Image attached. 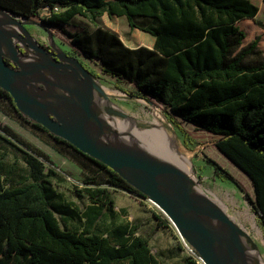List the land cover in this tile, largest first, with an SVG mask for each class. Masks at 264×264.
Returning <instances> with one entry per match:
<instances>
[{
    "label": "trees",
    "instance_id": "1",
    "mask_svg": "<svg viewBox=\"0 0 264 264\" xmlns=\"http://www.w3.org/2000/svg\"><path fill=\"white\" fill-rule=\"evenodd\" d=\"M45 7L50 15L41 18ZM0 8L38 23L103 74L132 84L134 90L127 93L161 107L178 128L187 123L216 138L215 147L251 179L254 194L213 160L218 176L246 194L264 223V58L259 38L243 46L246 32L237 24L258 15L259 6L252 0H0ZM105 13L127 17L132 28L155 38L154 46H128L119 34L97 23ZM77 16L96 27L75 24ZM0 95L12 102L25 123L48 131L21 113L1 87ZM0 129L9 133L1 123ZM51 135L105 169L108 177L90 176L73 189L90 207L83 229L63 227L58 215L76 219L81 213L63 200L57 189L60 175L53 167L46 169L29 146L7 139L21 151L24 165L0 159V264H162L149 238L137 234L136 225L119 222L107 231L98 228L103 217L117 215L114 197L102 184L148 197L101 161ZM178 264L203 263L190 254Z\"/></svg>",
    "mask_w": 264,
    "mask_h": 264
},
{
    "label": "rangeland",
    "instance_id": "2",
    "mask_svg": "<svg viewBox=\"0 0 264 264\" xmlns=\"http://www.w3.org/2000/svg\"><path fill=\"white\" fill-rule=\"evenodd\" d=\"M252 1L259 6L258 15L252 19H242L237 24L246 32L243 46L259 38V48L262 50V57L264 58V26H261L259 23L264 22V0ZM39 14L41 18L47 17L50 14V10L47 7L41 8ZM143 20V18L137 19L140 23ZM73 22L90 30L96 27L95 23L81 16L75 17ZM97 23L119 34L123 41L131 47L139 46L141 43H149L147 40L151 37L154 38L147 32L138 28H132L127 17L110 16L105 13L97 19ZM27 29L25 33L27 39L32 38V40H35L40 48L42 44L53 48V44L49 39L51 33L44 27L31 21ZM53 37L63 47L67 56L78 61L87 72L102 79L114 90L136 98L133 101L129 99L126 101L125 107L129 112H126V115L129 118L135 116L145 119L147 116H152L154 111H158L168 120L179 133L183 147L192 152L190 158L193 164L192 174L196 178V185L202 188V190L206 188L213 194L214 192L217 193L218 196L212 195V198L224 208L230 217L243 229L242 231L246 233V235H241L242 242L249 240L251 243L253 242V245L260 248L259 258L264 263V223L261 221L252 203L246 198V194L230 179L218 176V168L213 163V160H216L223 167L227 168L252 194H254L253 183L241 169L215 147L214 142L216 138L212 137L209 133L195 131L194 127L187 123L183 124L184 129L178 128L168 119L161 107L150 103L143 97L127 93L125 90H134L132 84L119 82L103 74L95 64L74 53V50L64 40L55 35ZM154 40L155 38L149 43V46H154ZM21 44L20 42L18 43V49H26L29 53L28 55H30L32 53L30 48L27 45ZM34 51L35 53H39L40 58L46 56L36 49ZM45 52L53 60L63 61L60 51H58V56L47 51ZM252 61H255V59H252ZM41 74L43 73L41 72ZM31 76L34 77L35 74ZM42 77L40 75V83L37 85L41 89H45L47 88V84L45 81H41ZM0 123L6 126L9 131L8 133L0 129V159L4 158L7 165L17 164L20 168L24 165L21 151L9 143L7 139H10L19 147L26 148V146H29L32 151H35V154L44 161L46 169L53 167L60 175L61 178L58 181L59 185L57 189L60 191L63 200L74 203L81 213V216L76 219L58 215L61 225L71 229H83L85 226V212L90 207V201L76 196L73 189L82 187L85 179L90 176H95L97 180L106 179L108 172L97 164L84 159L72 148L57 142L50 132L25 123L12 102L2 95H0ZM106 127L109 133L112 131L115 135L121 134L119 126ZM125 146L127 147L126 151L129 153L148 158L143 154V148L140 146L130 144L128 140H125ZM60 148L63 150V153L59 150ZM148 159L157 162L153 159ZM159 166H166V164H159ZM168 166L172 167L171 165ZM16 177V175H13L12 179L15 180ZM102 186L107 187L111 191L114 197L113 206L117 215L115 218L107 215L99 220L98 228L100 231H107L119 222H130L136 225L137 234L149 238L152 251L162 264H178L183 256L191 254L189 248L182 242L176 226L169 219L163 218L162 211L156 204L149 201L148 198L131 193L123 188L111 184H102ZM258 228L261 230V233L258 232ZM257 260L259 261V259ZM199 261L204 264L203 260L199 259Z\"/></svg>",
    "mask_w": 264,
    "mask_h": 264
},
{
    "label": "bare ground",
    "instance_id": "3",
    "mask_svg": "<svg viewBox=\"0 0 264 264\" xmlns=\"http://www.w3.org/2000/svg\"><path fill=\"white\" fill-rule=\"evenodd\" d=\"M30 23L31 21L26 18L12 16L0 10V48L19 53L18 43L27 45L32 53L24 56V60L32 74H35L34 77L31 76L32 82L35 85L40 83V75H42L41 81L47 84L45 89L36 88L29 98L28 106L41 105L54 110L91 109L100 116L105 128L106 126H119L121 134L115 135L112 131L111 133L100 132L95 129L90 120L76 115L63 118L62 127L72 132L92 133L94 138L112 155L122 160L126 158L124 156L130 154L127 153L125 146V140H128V143L143 148V154L148 158L159 164L171 165L175 170L186 174L194 182L197 190L203 193L202 188L196 185V178L192 174L193 164L190 158L192 152L183 147L179 133L161 113L154 111L152 116H147L145 119L135 116L129 118L126 115L128 112L125 107L126 101L128 99L133 101L136 98L114 90L102 79L85 71L83 65L81 66L78 61L68 57L60 43L53 36H49L51 43L60 51L63 58L60 62L53 60L36 45L35 40L25 37ZM3 37L5 40L2 44ZM33 48L46 56L40 58L39 53H35ZM13 79L19 84L27 80L21 74L14 75ZM123 154L125 155L121 156ZM170 193L174 199H181L184 196L183 190L178 186L170 188ZM258 232L261 233L259 228ZM243 243L247 249L248 262L264 264L253 242L244 240Z\"/></svg>",
    "mask_w": 264,
    "mask_h": 264
},
{
    "label": "water",
    "instance_id": "4",
    "mask_svg": "<svg viewBox=\"0 0 264 264\" xmlns=\"http://www.w3.org/2000/svg\"><path fill=\"white\" fill-rule=\"evenodd\" d=\"M0 10L12 16L24 18L2 8ZM51 36H53L52 33ZM4 40L5 37L2 39V44ZM40 46L42 49L38 47L41 50L47 51L42 45ZM53 48L56 51L53 54L58 56L59 50L54 45ZM18 50L19 53L0 48V87L10 93L16 108L21 113L35 123L41 124L52 134L69 141L83 153L101 161L126 181L135 185L144 196L150 198L165 212L181 236L202 258L204 264H250L241 240V235L246 233L224 211L200 193L186 174L168 165L159 166V163L149 159L144 160L146 157H139L136 154L130 153L129 156L123 154L121 156L126 158L122 160L112 155L94 138L92 133L86 131L77 133L62 127L63 118L76 115L90 120L98 131L107 133V128L104 127L100 116L91 109L54 110L41 105L28 106L31 94L36 88H41L32 82V72L24 60V56L29 53L25 54L21 49ZM16 74L23 75L27 80L23 84L17 83L13 79ZM131 155L134 157H130ZM175 186L183 190L184 196L181 199H174L171 196L170 188ZM211 217L220 219L222 227L229 229L230 232L220 235L210 223Z\"/></svg>",
    "mask_w": 264,
    "mask_h": 264
},
{
    "label": "crops",
    "instance_id": "5",
    "mask_svg": "<svg viewBox=\"0 0 264 264\" xmlns=\"http://www.w3.org/2000/svg\"><path fill=\"white\" fill-rule=\"evenodd\" d=\"M154 38H149V40H147L149 43L150 42H152V40H153ZM154 42H155V40H154ZM149 43H141L140 45H145V46H149ZM139 45V46H140ZM129 46V45H128ZM131 47V46H130ZM136 47V46H135ZM149 47H151V46H149ZM233 188H235V187H233ZM203 194L214 204V205H216L217 207H219L222 211H224L227 215H228V217L239 227V228H241L239 225H238V223H236V221L234 220V219H232L231 217H230V215L224 210V208L218 203V202H216V200H214L213 198H212V195L214 196V195H217V193L216 192H214V194L210 191V190H208V189H206V188H204L203 189ZM218 196V195H217ZM209 221H210V223L217 229V231H218V233L220 234V235H223V234H226V233H229L230 231H229V229L227 230V229H225V227L223 228L222 227V225H221V220L220 219H218V218H213V217H211V218H209ZM223 229V230H222ZM241 230H243L242 228H241ZM254 247L257 249V250H260V248L259 247H257V246H255L254 245ZM245 251H246V254H247V249H246V247H245Z\"/></svg>",
    "mask_w": 264,
    "mask_h": 264
},
{
    "label": "built area",
    "instance_id": "6",
    "mask_svg": "<svg viewBox=\"0 0 264 264\" xmlns=\"http://www.w3.org/2000/svg\"><path fill=\"white\" fill-rule=\"evenodd\" d=\"M49 15H50V14H49ZM49 15H48V16H49ZM148 199H149V201H151L152 203H154L150 198H148ZM154 204H155V203H154ZM160 209H161V208H160ZM161 211H162V214H163L164 218L170 220V218L165 214V212H164L163 210H161ZM170 221H171V220H170ZM179 235H180V238H181L182 242L185 244V246H187V247L189 248V250H190V252H191V255H195V256L198 257V259H201V260H202V258L196 254V251H195L194 248L188 243V241H187L184 237H182L180 233H179Z\"/></svg>",
    "mask_w": 264,
    "mask_h": 264
}]
</instances>
